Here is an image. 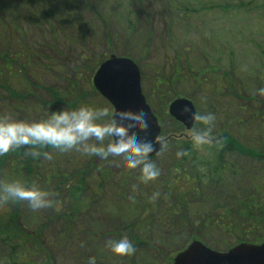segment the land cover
<instances>
[{
  "label": "trees",
  "instance_id": "obj_1",
  "mask_svg": "<svg viewBox=\"0 0 264 264\" xmlns=\"http://www.w3.org/2000/svg\"><path fill=\"white\" fill-rule=\"evenodd\" d=\"M5 1H12L13 5L11 11L6 14L0 12V34L1 37H6L13 33L15 36L13 40L19 42V45L15 46L12 52L6 49L0 50V113L15 114L17 119H23L24 116L21 114L23 111L35 110L37 107L59 105L63 108L74 109L76 103L82 100L81 96L85 97L83 93L75 96L73 95L75 93L71 92L72 89L79 87L77 73L83 65L72 70L67 80L66 92L60 88L42 84L41 72L45 71L47 75L46 70L51 68L48 64L51 65L53 62L48 59L46 61L49 62L46 64L43 62L41 65L37 62L40 53L46 47H52L51 42L47 41L51 32L40 37L39 45L29 39L30 36L33 37L32 28L56 25L58 14L51 8L53 1ZM256 1H249L248 7L252 9L259 3H264L262 2L264 0L257 1L259 3ZM178 2L175 4L167 2L170 13L175 17L172 24L189 17L190 2ZM84 3L87 8L88 0H65L64 8L60 6L56 8H60L71 16L68 18L72 21L76 19L74 22L77 23L82 20L80 9L84 10ZM167 3H165L166 6ZM207 3L209 7L212 6L211 2ZM217 7L228 13L232 4L225 1ZM136 11L127 12L126 27L120 35L124 33L125 37L131 38L135 34V27L141 15L138 10ZM260 28H264V21L261 22ZM259 36L257 42H252L251 37L245 39L244 42L252 45L256 51L258 62L251 71L256 93H259L258 89H261L260 74L264 69V33ZM112 39L110 35L108 43L112 44ZM121 44H124L122 40ZM123 55L132 57L129 53H123ZM175 55L174 50V58ZM203 55L205 57V54ZM221 55H218L217 63L212 57L213 61L209 63L210 65L196 72L190 71L192 68L189 64L186 69H182L178 60L173 58L175 63L172 73L167 77L160 76L153 86L154 90L168 89L171 85L183 81L190 84L194 91L196 90L195 92L209 93L216 103H211L207 110V114L211 113L214 116L212 137L218 136L220 143L193 146L183 126L174 119H170L172 122L170 131L164 130L161 126V136L165 137L166 141L157 154L167 160V174L165 172L162 175L160 172L154 180L144 183L139 180V171L126 170L124 176L129 180L133 177L137 192L134 196L131 195V200H126L125 195L121 191L118 192L117 176L113 174L111 176L108 169L96 168L90 162L86 165L82 164L85 156L81 157L83 161L80 162L79 154L76 155V153L60 152L51 147L33 149L28 146L0 156V167L8 164V170L5 169L3 174L0 170V181L20 179L29 185L35 181L52 193L54 205L61 204L60 208H55L56 206L51 208L54 211L53 215L47 214L43 222L33 231H26L20 222L24 212L27 213L30 210L26 207V202L0 204V207H3L0 221L9 222L6 227L4 226V230H0V237L11 243L12 247V255L5 259L12 264H34V261L28 263L29 255H32V257L39 258L35 264H54L52 253L55 249H59L66 253L67 260L73 264H114L103 261L101 256L91 254L89 244L97 242L107 245V241L115 240L114 237L119 239L121 236H126L135 246V253L132 256H118L116 259L119 263L127 261L128 264H163V258L167 255V253L164 254L166 251L161 245L164 238L160 236L158 239L156 234L163 232L179 234L184 227L189 228V221H196L198 216L205 225L214 224L223 230L233 242L235 240L236 242L263 240L264 102L259 100L257 94L243 95V86L237 81L239 69L236 64L233 65L234 52H227L226 49L221 52ZM83 56V59L88 57L91 59L88 54ZM132 59L139 66L142 75L139 60L136 61L133 57ZM222 60H225V63H221ZM84 67L87 71L92 70L88 65ZM205 72L210 75L205 77L203 75ZM32 74L37 76H32ZM90 88L93 93L99 95L91 82ZM41 92L48 99L42 98ZM68 98H73V101L68 102ZM234 101L237 102L235 106L237 114L234 113L231 118L232 125L241 124L243 130L250 128L244 131L253 130L249 141L245 139L247 143L241 142L231 132H223L224 139L221 140L219 137L222 134L219 133L222 131L215 126L216 113L222 116L228 114L230 111L228 107ZM35 102H42L44 106ZM85 105L96 106L93 103ZM49 108L45 111L40 109L41 113L37 110L39 119L49 112ZM254 121L263 127V134L256 133V123L250 126ZM203 127L206 126L196 120L193 128ZM33 150L41 153L47 152L51 158L47 159L43 155L33 157L30 154ZM69 155L70 158H68ZM63 157L66 161H62ZM155 157L149 159L153 160ZM64 165L66 168H62ZM110 183L112 191L115 195L118 194L119 200L135 204L136 210L133 212L135 214L132 215L133 218L123 223L125 226H120L115 222L105 229L96 230L90 223L93 215L91 207H94L92 204L101 202L99 199L106 191H109L107 188ZM144 190L149 191L150 194L142 198L140 194ZM189 194L192 203L187 201ZM191 204L194 216L190 215L189 206ZM201 211L204 212L201 213ZM222 219L226 220L224 227L217 223ZM52 223L55 225L51 227ZM231 245L227 242L223 248ZM142 251L148 254L145 263L140 262ZM166 263L172 264V256H168Z\"/></svg>",
  "mask_w": 264,
  "mask_h": 264
},
{
  "label": "rangeland",
  "instance_id": "obj_2",
  "mask_svg": "<svg viewBox=\"0 0 264 264\" xmlns=\"http://www.w3.org/2000/svg\"><path fill=\"white\" fill-rule=\"evenodd\" d=\"M52 1L51 8L58 14L56 25L53 27L45 25L43 28H32L34 30L32 31L33 37L30 36L29 39L36 45H39L40 37L51 32L47 41L51 42L52 47H46L40 53L37 62V64L41 65L43 62L45 64L48 63L49 61H46L47 59L53 62L51 65L48 64L51 68L46 70L48 72L46 73L47 75H45V71L41 72L42 84L60 88L66 92L67 80L72 70L83 65L80 72L77 73L79 87L72 89L71 92L75 93L73 94L75 96L82 95L83 93L85 97L83 98L81 96L82 100L76 103L75 108L81 104L93 103L96 106L108 107L110 112H112L110 104L101 96L93 93L90 88V82L95 70L103 60L107 59L110 55L124 56L123 53H129L136 61L139 60L138 62L142 66V93L164 130L170 131L172 128V122L170 120L172 118L167 112L168 105L175 98H187L193 103L197 115L207 114L208 106L211 103H215L212 96L209 93L208 95L204 92H195L196 90L194 91L191 85L186 82L182 81L171 85L168 89H153L156 79L160 78V76L167 77L172 73V67L175 63V60H173L174 50L176 52L175 58L178 60L182 69H186L189 64L192 68L191 70L189 68L191 72H196L210 65L213 61L212 57L216 61L222 51L226 49L227 52L233 51V56H235L233 65L236 64L238 66L237 81L243 86V95L257 94L259 100L264 102V95L256 93L253 72H251L256 62H258L256 60L255 48L250 44L244 43L248 37L252 38V42H257L260 38L259 34L264 33V28H260L261 22L264 21V3H259L260 0H257L259 2L256 1L259 5L256 4L257 6L252 9L247 5L251 0H88L89 5H87V8H85L84 3V10L82 11L80 9L82 20L77 23L74 22L76 19L72 21L68 18L71 16L63 10H60V8H56L58 6L64 8L63 2L65 0H56L55 3L54 0ZM177 1H179L178 3L190 2L189 17L172 24V20L175 17L170 13L171 10L169 11L170 8L167 2L175 4ZM225 1H229L232 4V8H230L228 13L217 7ZM207 2H211L212 6L209 7ZM165 3H167V6ZM12 5V1H0V12L6 14L11 11ZM133 10L135 12L138 10L141 15L138 14L139 21L135 27L136 32L133 35L134 37L127 38L124 33L121 35L120 33L126 27L125 16L127 12ZM110 35L113 37L112 44L110 42V44L108 43V37ZM0 38V50L6 49L12 52L15 46L19 45V42L13 40L15 38L13 33L6 35V37H1L0 34ZM121 40L124 44H121ZM31 47L35 48L34 46ZM84 54L90 55L91 59L89 57L83 59ZM203 54H205V57ZM132 57L130 58L132 59ZM221 63H225V60H222ZM60 65L61 68L59 69ZM84 65L90 66L92 70L87 71ZM33 75L37 76L36 74ZM203 75L208 77L210 74L205 72ZM260 83L262 84L261 88H264V69H262L260 74ZM40 95L42 98L48 99L46 95H43V92ZM72 101L73 98L68 100V102ZM35 103L44 106L42 102ZM236 103L234 101L228 107L230 110L228 114L222 116L216 113L215 118L217 120H215V126L222 131L219 134L231 132L241 142L247 143L245 139L249 141L250 134H252L253 130L244 131L250 128L247 127L243 130L241 124L238 126L232 125L233 121L231 118L234 113L237 114L235 108ZM49 107H37L35 110H26V112L23 111L21 114L24 116L23 119H39L40 109L45 111L49 108V111H55L59 110L62 106L51 105ZM13 115L17 118L15 114ZM253 123H256V133L263 134V127L257 121L252 122L250 126ZM188 133H186L187 136H189ZM69 152L76 153V155L79 154L80 159L84 156L78 151ZM65 157L62 158V161H66ZM68 158H70V155ZM82 161L81 159L80 162ZM151 161L155 163L159 169V173L161 172L163 175L166 172L167 174L166 168L168 167V162L163 156H157ZM89 162L95 165L96 168L108 169L111 172V176L112 174L113 176H117L116 183L118 192L121 191L125 195L126 200H131V195L134 196L137 193L135 183H133V177L130 180L127 179L124 176L126 170L118 166L116 162L109 163L101 160L99 157L85 156L82 164L86 165ZM62 168H66V166L64 165ZM5 169L8 170V164L0 167L2 174ZM133 170L139 171L138 168ZM107 189L109 191H106L102 195L103 197L99 199L101 202L94 203L95 205L92 204L94 207H91L93 215L91 216L92 222L90 223L96 230L105 229L115 222L120 226H125L123 223H126V220L129 218H133L132 215L135 214L133 213L136 210L134 203L119 200L118 194L115 195L112 191L111 183ZM149 194V191L144 190L140 195L143 198L149 196ZM190 197L191 195L189 194L187 201L189 200V203H192L191 199H189ZM54 206H56L55 208H60L61 204ZM123 207H125L124 210ZM189 211L190 215L194 216L192 204L189 206ZM203 212L201 211V213ZM2 213L3 207H0L1 216ZM53 213L54 211L51 208L37 211L30 209L27 213L24 212L20 222L26 231H33L43 222L47 214L53 215ZM201 220V217L198 216L196 221H189V228L184 227L179 234H168L163 231V233L156 234L158 239L160 236L164 238L161 241V245L166 251L164 254L167 253V255L163 258V264H167L166 260L168 256L173 257L177 251L186 247L193 240V237L194 239H200L210 247L218 250H225L226 248L223 247L227 242H230V244L237 243L236 240L233 242L223 230L217 228L214 224H208L207 226ZM90 223L88 222L89 226ZM217 223L224 227L226 220H218ZM7 224L9 222L1 220L0 230H4ZM54 225L52 223L51 227ZM114 238L116 239V237ZM0 239L7 241L3 237H0ZM241 241L249 242L246 240ZM0 243V264H7L5 257L8 249L5 250L6 246L2 242ZM89 251L93 255L101 256L102 260L107 263L128 264L127 261L119 263L118 259H116L118 256L114 255L107 245L93 242L89 244ZM147 258L148 254L142 251L140 262L145 263ZM28 259V263L34 261L35 264L39 258L29 255ZM52 259L54 264H73L69 262L70 260H67L66 253L59 249L53 251Z\"/></svg>",
  "mask_w": 264,
  "mask_h": 264
},
{
  "label": "clouds",
  "instance_id": "obj_3",
  "mask_svg": "<svg viewBox=\"0 0 264 264\" xmlns=\"http://www.w3.org/2000/svg\"><path fill=\"white\" fill-rule=\"evenodd\" d=\"M258 92L264 95V88ZM194 119L206 127L193 128L188 133L193 146L211 143L214 116L209 113L196 115ZM147 128L144 115L110 112L105 106L81 104L75 109L62 107L46 112L40 119L31 120L0 113V156L24 146L33 149L51 147L60 152L78 151L84 156L116 162L125 170L138 168L139 180L147 183L159 174L157 166L149 159V154L154 151L153 143L133 135L134 131L146 132ZM30 154L51 158L47 152L33 150ZM51 196L50 191L35 181L30 185L20 179L0 181V204L22 201L32 211H37L54 207ZM107 246L117 256L135 253V246L126 236L107 241Z\"/></svg>",
  "mask_w": 264,
  "mask_h": 264
},
{
  "label": "water",
  "instance_id": "obj_4",
  "mask_svg": "<svg viewBox=\"0 0 264 264\" xmlns=\"http://www.w3.org/2000/svg\"><path fill=\"white\" fill-rule=\"evenodd\" d=\"M92 84L109 102L113 112L126 111L145 116L147 131H134L133 135L152 142L154 151L149 157L155 156L161 150L164 139L157 140L160 126L142 93L137 64L128 57L110 55L98 65ZM168 114L187 130L193 127L194 116L197 115L193 103L181 97L170 102ZM173 264H264V240L260 244L240 242L227 251L214 250L193 240L174 255Z\"/></svg>",
  "mask_w": 264,
  "mask_h": 264
},
{
  "label": "flooded vegetation",
  "instance_id": "obj_5",
  "mask_svg": "<svg viewBox=\"0 0 264 264\" xmlns=\"http://www.w3.org/2000/svg\"><path fill=\"white\" fill-rule=\"evenodd\" d=\"M0 242H2V244H4V246H6V248H5V250L6 249H8V251L6 252V257H10L11 255H12V247H11V243H9V242H7V241H2L1 239H0ZM1 244V243H0ZM1 246V245H0ZM5 257V258H6ZM1 258V257H0ZM9 260H11L10 258H9ZM6 263L7 264H12V262H10V261H7L6 260Z\"/></svg>",
  "mask_w": 264,
  "mask_h": 264
},
{
  "label": "bare ground",
  "instance_id": "obj_6",
  "mask_svg": "<svg viewBox=\"0 0 264 264\" xmlns=\"http://www.w3.org/2000/svg\"><path fill=\"white\" fill-rule=\"evenodd\" d=\"M191 130H189L188 132H190ZM221 140L222 139H224V135L222 134V135H220V137H219ZM211 143H215V144H217V143H220V140H218V136L217 137H212V141H211ZM193 240H198V241H200V242H202L204 245H206L207 247H210L209 245H207L206 243H204L203 241H201L200 239H193ZM193 240H191V241H193ZM190 243V242H189ZM211 249H214V248H212V247H210ZM214 250H218V249H214Z\"/></svg>",
  "mask_w": 264,
  "mask_h": 264
}]
</instances>
